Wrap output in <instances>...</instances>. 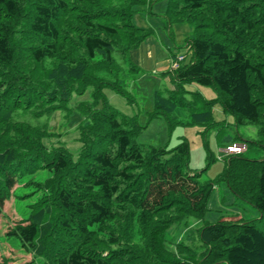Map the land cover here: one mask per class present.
Listing matches in <instances>:
<instances>
[{
	"label": "trees",
	"instance_id": "trees-1",
	"mask_svg": "<svg viewBox=\"0 0 264 264\" xmlns=\"http://www.w3.org/2000/svg\"><path fill=\"white\" fill-rule=\"evenodd\" d=\"M144 1L156 0H0V217L19 177L46 169L29 217L8 230L45 264H264V157L243 152L220 157L219 180L259 216L196 227L199 252L166 244L173 226L205 214L215 183L188 168L186 140L143 146L136 137L145 126L118 117L105 97L107 86L123 91L125 64L140 70L129 52L154 31L131 17ZM166 13L196 35L190 58L167 71L177 88L155 91L149 120L164 116L173 126L184 107L202 132L210 129L215 100L183 94L195 81L219 91L236 124L259 123L264 148V0H168ZM88 89L90 99L75 104L74 157L63 143L45 142L56 133L39 119L69 110L72 95Z\"/></svg>",
	"mask_w": 264,
	"mask_h": 264
},
{
	"label": "rangeland",
	"instance_id": "rangeland-1",
	"mask_svg": "<svg viewBox=\"0 0 264 264\" xmlns=\"http://www.w3.org/2000/svg\"><path fill=\"white\" fill-rule=\"evenodd\" d=\"M167 1L156 0L152 4L144 1L134 6L135 11L131 17L133 23L152 28L154 32L139 47L129 52L130 60L137 64L140 70L129 68L125 64L129 79L123 91L107 86L104 88V94L108 102L115 107L118 117L134 116L138 124L145 126L136 137L138 143L143 146L166 145L172 148L186 140L190 149L188 168L202 170L200 178L212 179L215 183L205 214L201 217H188L187 223L178 228L173 226L166 232V244L174 252L177 251L176 243L179 241L199 252L200 247L197 245L200 242L196 227L218 219L240 221L259 216L256 208L238 198L223 180H219L226 163L225 159L219 158V153L224 154L226 146L234 140L247 144L248 148L243 151V155L248 158L262 159L264 148L257 143V140L262 138L259 123L236 124L235 115L225 111L217 100L219 91L214 86L202 85L195 81L184 84L186 91L183 94L186 99L192 100L193 91H199L205 99L215 100L212 115L216 123L210 129L202 132L203 126L191 122L188 110L184 107L179 108L180 120L173 126L168 124L164 116L149 120V111L154 108L155 91L177 88L172 73L167 72L173 67V55L184 56L181 61H187L190 58L188 42L196 35L193 24L178 21L166 13ZM163 55L172 58L170 68L155 69L154 57ZM90 92L91 89L81 95L74 93L69 102V110H56L50 116L39 119L48 125L50 131L56 133L55 136L45 138L46 143H63L74 157L77 156L80 148L77 124L82 116L75 109V104L79 100L90 99ZM209 153L212 158H209ZM49 175L46 169H38L34 173L19 177L17 185L8 196L0 217L1 261H7L8 264H45L43 257H34L22 247L18 237L8 234V230L16 221L29 217L33 205L42 194V189H38L35 182L43 181Z\"/></svg>",
	"mask_w": 264,
	"mask_h": 264
},
{
	"label": "built area",
	"instance_id": "built-area-1",
	"mask_svg": "<svg viewBox=\"0 0 264 264\" xmlns=\"http://www.w3.org/2000/svg\"><path fill=\"white\" fill-rule=\"evenodd\" d=\"M184 59V56H177L175 60H172L173 67H177L179 62ZM247 150V145L246 144H241V143H232L229 144L225 149H224V154H220L219 156L222 157L227 154H233V153H240Z\"/></svg>",
	"mask_w": 264,
	"mask_h": 264
},
{
	"label": "crops",
	"instance_id": "crops-1",
	"mask_svg": "<svg viewBox=\"0 0 264 264\" xmlns=\"http://www.w3.org/2000/svg\"><path fill=\"white\" fill-rule=\"evenodd\" d=\"M153 60H154L153 67L155 69H157V68L158 69L166 68V70H168V68H170V64H171L172 58L171 57H167L166 55H163V56H156V57H154ZM233 215H236V214L233 213ZM241 218H243V217H241ZM211 222H213V221H211Z\"/></svg>",
	"mask_w": 264,
	"mask_h": 264
},
{
	"label": "clouds",
	"instance_id": "clouds-1",
	"mask_svg": "<svg viewBox=\"0 0 264 264\" xmlns=\"http://www.w3.org/2000/svg\"><path fill=\"white\" fill-rule=\"evenodd\" d=\"M237 143V142H236ZM247 145V144H246ZM227 147V146H226ZM241 153V152H240Z\"/></svg>",
	"mask_w": 264,
	"mask_h": 264
}]
</instances>
